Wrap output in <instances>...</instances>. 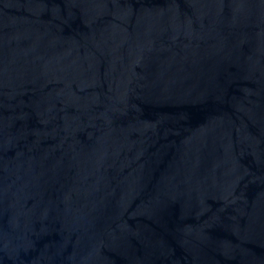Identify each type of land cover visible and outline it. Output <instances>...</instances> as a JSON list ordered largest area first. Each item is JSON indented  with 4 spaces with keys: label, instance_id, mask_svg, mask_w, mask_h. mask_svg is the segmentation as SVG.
<instances>
[{
    "label": "water",
    "instance_id": "1",
    "mask_svg": "<svg viewBox=\"0 0 264 264\" xmlns=\"http://www.w3.org/2000/svg\"><path fill=\"white\" fill-rule=\"evenodd\" d=\"M0 264H264V0H0Z\"/></svg>",
    "mask_w": 264,
    "mask_h": 264
}]
</instances>
